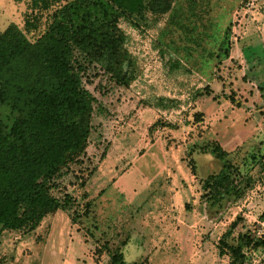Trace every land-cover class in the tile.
Masks as SVG:
<instances>
[{
  "label": "rangeland",
  "instance_id": "1",
  "mask_svg": "<svg viewBox=\"0 0 264 264\" xmlns=\"http://www.w3.org/2000/svg\"><path fill=\"white\" fill-rule=\"evenodd\" d=\"M62 2L0 0V31L15 23L34 40ZM119 26L136 77L118 88L99 67L84 74L95 98L89 145L57 181L90 211L74 222L71 212L48 215L27 234L4 230L0 264H108L117 248L128 262L229 264L221 236L262 231L264 89L241 43L264 86V0H172L161 16ZM217 142L246 176L211 205L203 180L220 169L206 151ZM244 252V264L264 260V247Z\"/></svg>",
  "mask_w": 264,
  "mask_h": 264
},
{
  "label": "trees",
  "instance_id": "2",
  "mask_svg": "<svg viewBox=\"0 0 264 264\" xmlns=\"http://www.w3.org/2000/svg\"><path fill=\"white\" fill-rule=\"evenodd\" d=\"M171 3L63 0L46 14L47 26L34 40L15 23L0 31V235L4 230L30 233L46 216L59 211L71 212L72 222L80 213H89L91 200L77 207L75 198L67 191L59 192L57 183L72 165L82 161L89 145L95 98L84 87L83 76L99 67L113 85L127 88L136 77V67L125 48L127 38L120 19L134 24L145 20L146 13L161 16ZM242 43L251 73L264 89L258 82L262 73H255L260 62L244 40ZM173 60L171 64L176 65ZM206 151L221 163L217 172L203 180L208 202L215 205L238 194V177L246 175L229 162L230 152L218 142ZM258 162L264 171V153ZM259 219L264 222V210ZM235 225L233 222L231 228ZM230 233L226 231L217 244L219 256L227 255L229 264H244L245 249L264 247L262 236L245 232L230 243ZM108 264L142 263L126 261L117 248L109 252Z\"/></svg>",
  "mask_w": 264,
  "mask_h": 264
},
{
  "label": "built area",
  "instance_id": "3",
  "mask_svg": "<svg viewBox=\"0 0 264 264\" xmlns=\"http://www.w3.org/2000/svg\"><path fill=\"white\" fill-rule=\"evenodd\" d=\"M262 225H263V229H262V231H260V232L258 233V236H262V237H264V222L262 223Z\"/></svg>",
  "mask_w": 264,
  "mask_h": 264
}]
</instances>
